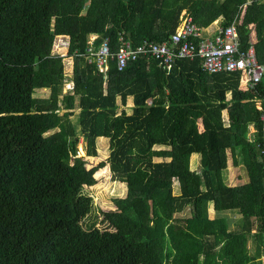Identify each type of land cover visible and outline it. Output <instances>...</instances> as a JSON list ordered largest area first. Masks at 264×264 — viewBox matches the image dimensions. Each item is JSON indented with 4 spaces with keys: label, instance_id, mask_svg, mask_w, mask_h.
Here are the masks:
<instances>
[{
    "label": "trees",
    "instance_id": "trees-1",
    "mask_svg": "<svg viewBox=\"0 0 264 264\" xmlns=\"http://www.w3.org/2000/svg\"><path fill=\"white\" fill-rule=\"evenodd\" d=\"M183 11L202 29L234 20L240 50L252 39L264 64V0H0V264H263L255 103L264 81L244 91L240 72L208 75L198 59L170 70L150 59L122 71L111 64L104 80L74 56L91 35L97 44L108 38L112 50L120 36L132 46L162 43ZM58 37L68 38L73 61L65 92ZM40 88L47 96H34ZM100 133L106 161L87 169L78 145L97 157ZM229 156L244 171L235 185L224 180ZM105 165L124 195L100 212L101 231L83 227L94 209L84 189ZM210 207L236 210L238 229L210 218ZM185 209L188 217H175Z\"/></svg>",
    "mask_w": 264,
    "mask_h": 264
},
{
    "label": "built area",
    "instance_id": "built-area-1",
    "mask_svg": "<svg viewBox=\"0 0 264 264\" xmlns=\"http://www.w3.org/2000/svg\"><path fill=\"white\" fill-rule=\"evenodd\" d=\"M96 41L97 36L91 35L84 51L75 52L74 56L81 57L87 65L94 66L104 80L108 77L111 64H114L117 71H122L129 63L150 59L156 61L160 68L170 70L178 60L198 59L201 71L208 75L240 72L246 90H254L264 81V64L258 61L254 41L251 39L248 51L240 50L234 20L224 28L219 27L214 35L204 36L203 29L183 11L175 33L162 43L144 40L132 46L120 36L118 47L112 50L108 38L98 44ZM255 104L261 112L263 147L259 160L264 167V98L256 99Z\"/></svg>",
    "mask_w": 264,
    "mask_h": 264
},
{
    "label": "rangeland",
    "instance_id": "rangeland-1",
    "mask_svg": "<svg viewBox=\"0 0 264 264\" xmlns=\"http://www.w3.org/2000/svg\"><path fill=\"white\" fill-rule=\"evenodd\" d=\"M255 36L253 37V39ZM255 40V39H254ZM67 46H68V38L67 37H59L57 38L55 42V46L53 49V53L55 55H60L64 57L63 63H64V84L62 87V92L67 91L69 88L72 86L71 82V76H72V65L73 61L71 57H66L67 55ZM48 90L47 89H37L34 93V96H47ZM130 104H127L126 106L122 107L121 105H118V109L120 108H126L129 107ZM74 112L77 113L78 109L75 108ZM254 130L251 128L250 134H252ZM254 133V132H253ZM98 139H97V144H96V149L98 152L97 157L92 158V157H87L85 150H84V145L80 143L78 145V156L83 157L84 160H86L87 163V169H90L92 167H95L99 165L101 162H105L107 155H108V149H107V138L103 134L101 135L98 134ZM81 142V140H80ZM195 158L191 160V169L196 170L199 167V161H198V156L194 155ZM225 173V179L229 175L233 182H240L241 180L245 179L244 176V171L241 169V167H235L232 165L231 158L229 156L228 158V167L224 171ZM239 177V178H238ZM94 178L96 179V184L92 187H87L84 189V193L88 196H90L93 200L94 203V209L88 218L87 221L83 224V227H85L86 224L90 221L91 223L94 224V227L98 230H107V227L103 224L100 223L101 216L100 212L102 211H107L112 209L111 205V200L113 198H120L124 195V188L121 184L112 181L110 177V173L108 171L107 165H105L103 168L99 169L95 174ZM227 182V179H226ZM189 211L188 209H185L181 213H176L175 217L176 218H185L188 217ZM209 216L211 218H216V217H223L227 220L228 227L231 231H234V228L236 226V221L239 219V216L237 215L236 211H224V212H214L212 209L209 210ZM248 246L250 248V251H253V247L251 242L248 243ZM264 258V257H263ZM262 259V263L264 264V259Z\"/></svg>",
    "mask_w": 264,
    "mask_h": 264
},
{
    "label": "crops",
    "instance_id": "crops-1",
    "mask_svg": "<svg viewBox=\"0 0 264 264\" xmlns=\"http://www.w3.org/2000/svg\"><path fill=\"white\" fill-rule=\"evenodd\" d=\"M219 28V26H218V22H217V20H214L213 22H212V24L211 25H209L207 28H205V29H203V33H204V36H212V35H214L215 34V32H216V30ZM59 38V37H58ZM240 89L241 90H244V91H246V89H245V83H243V81H241V83H240ZM201 130V129H200ZM254 132V131H253ZM253 132H252V134H253ZM251 134V135H252ZM193 157L195 158V156L193 155V156H191V158H190V163H191V160L193 159ZM196 159V158H195ZM228 177L226 178L227 179V182H226V179H225V173H224V180H225V182H226V184H232V185H235L236 183H238V182H233V180H232V178L229 176V175H227ZM239 178V177H238ZM241 181H244V180H241ZM240 181V182H241ZM210 209H212L211 207L209 208V210ZM213 210V209H212ZM214 211V210H213ZM226 211H236V210H226ZM214 212H217V211H214ZM222 212H224V211H222ZM237 212V211H236ZM237 215L239 216V219L236 221V226H235V228H234V231L235 230H237L238 229V226H239V222H240V215H239V213L237 212ZM211 218V217H210ZM228 229H229V227H228ZM229 231H231L230 229H229ZM252 232H254V231H252ZM249 243V242H248ZM248 248H249V246H248ZM250 249V248H249ZM252 252V251H251ZM261 258H263V256L261 257ZM264 259V258H263ZM262 260V259H261Z\"/></svg>",
    "mask_w": 264,
    "mask_h": 264
}]
</instances>
